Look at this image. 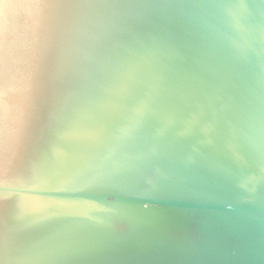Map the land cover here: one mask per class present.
Here are the masks:
<instances>
[{"label": "water", "instance_id": "95a60500", "mask_svg": "<svg viewBox=\"0 0 264 264\" xmlns=\"http://www.w3.org/2000/svg\"><path fill=\"white\" fill-rule=\"evenodd\" d=\"M0 264H264V0H9Z\"/></svg>", "mask_w": 264, "mask_h": 264}, {"label": "bare ground", "instance_id": "6f19581e", "mask_svg": "<svg viewBox=\"0 0 264 264\" xmlns=\"http://www.w3.org/2000/svg\"><path fill=\"white\" fill-rule=\"evenodd\" d=\"M9 0H0V50L7 18Z\"/></svg>", "mask_w": 264, "mask_h": 264}]
</instances>
